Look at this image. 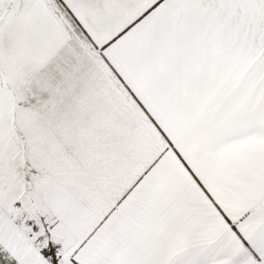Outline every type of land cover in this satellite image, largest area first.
Instances as JSON below:
<instances>
[{"label":"snow or ice","instance_id":"obj_1","mask_svg":"<svg viewBox=\"0 0 264 264\" xmlns=\"http://www.w3.org/2000/svg\"><path fill=\"white\" fill-rule=\"evenodd\" d=\"M0 264H264V0H0Z\"/></svg>","mask_w":264,"mask_h":264}]
</instances>
